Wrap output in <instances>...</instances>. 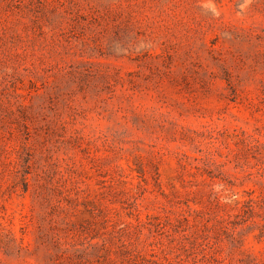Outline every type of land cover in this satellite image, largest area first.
<instances>
[{
    "label": "rangeland",
    "instance_id": "rangeland-1",
    "mask_svg": "<svg viewBox=\"0 0 264 264\" xmlns=\"http://www.w3.org/2000/svg\"><path fill=\"white\" fill-rule=\"evenodd\" d=\"M0 264H264V0H0Z\"/></svg>",
    "mask_w": 264,
    "mask_h": 264
}]
</instances>
